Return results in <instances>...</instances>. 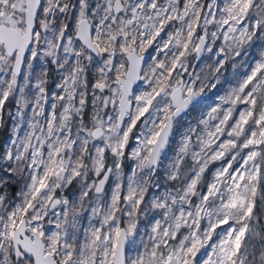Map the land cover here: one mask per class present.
Masks as SVG:
<instances>
[{
  "label": "snow or ice",
  "instance_id": "1",
  "mask_svg": "<svg viewBox=\"0 0 264 264\" xmlns=\"http://www.w3.org/2000/svg\"><path fill=\"white\" fill-rule=\"evenodd\" d=\"M0 264H264V0H0Z\"/></svg>",
  "mask_w": 264,
  "mask_h": 264
},
{
  "label": "rangeland",
  "instance_id": "2",
  "mask_svg": "<svg viewBox=\"0 0 264 264\" xmlns=\"http://www.w3.org/2000/svg\"><path fill=\"white\" fill-rule=\"evenodd\" d=\"M3 133L2 132H0V140H2L3 139Z\"/></svg>",
  "mask_w": 264,
  "mask_h": 264
}]
</instances>
